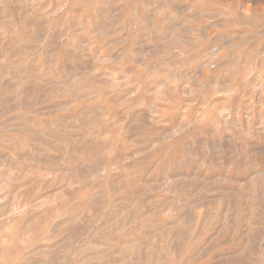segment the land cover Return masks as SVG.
Instances as JSON below:
<instances>
[{
  "label": "rangeland",
  "instance_id": "374dc122",
  "mask_svg": "<svg viewBox=\"0 0 264 264\" xmlns=\"http://www.w3.org/2000/svg\"><path fill=\"white\" fill-rule=\"evenodd\" d=\"M0 264H264V0H0Z\"/></svg>",
  "mask_w": 264,
  "mask_h": 264
}]
</instances>
